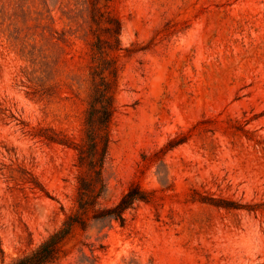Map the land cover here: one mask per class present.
Returning a JSON list of instances; mask_svg holds the SVG:
<instances>
[{"label": "rangeland", "instance_id": "rangeland-1", "mask_svg": "<svg viewBox=\"0 0 264 264\" xmlns=\"http://www.w3.org/2000/svg\"><path fill=\"white\" fill-rule=\"evenodd\" d=\"M101 80L106 188L81 209ZM133 185L152 203L94 218ZM68 218L47 264H264V0H0V264Z\"/></svg>", "mask_w": 264, "mask_h": 264}, {"label": "trees", "instance_id": "trees-1", "mask_svg": "<svg viewBox=\"0 0 264 264\" xmlns=\"http://www.w3.org/2000/svg\"><path fill=\"white\" fill-rule=\"evenodd\" d=\"M117 25L118 27L115 31V39L119 41L118 36L120 34V23L117 22ZM109 74L114 77V70H110ZM101 81L103 84L94 90V94L89 102V109L86 118L87 129L85 144L75 148L78 160L82 166L85 165L91 172L90 181L80 180L78 205L81 209H87L91 206H95L98 198L102 195L106 188L102 170L108 148L107 131L115 109L113 106L110 84L105 83L103 80ZM94 128H97L100 132H104L105 135L95 136ZM98 137L99 141L97 140ZM50 141L58 144L61 143L57 140ZM100 143H102L101 148H99ZM180 143L181 142H177L173 146H167L162 149L161 152L171 150ZM146 157L147 156H144L145 160L147 159ZM197 201L223 208H243V206H239L229 201L205 198L204 196H199ZM141 203H152L150 193L146 192L138 185H133L115 206L98 211L94 218L96 220H109L110 222L116 221L121 225H124L126 221V212L134 210L136 206ZM74 223L75 220L68 218L64 222L62 228L45 240L38 249L33 251L31 254L16 260L13 264H47L55 260L59 255L61 243L70 234ZM78 223L83 225L81 222Z\"/></svg>", "mask_w": 264, "mask_h": 264}]
</instances>
